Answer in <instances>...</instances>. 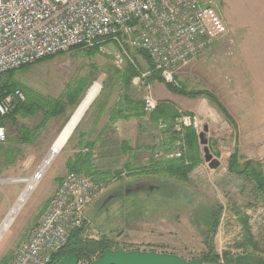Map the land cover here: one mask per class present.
I'll return each mask as SVG.
<instances>
[{
  "label": "rangeland",
  "instance_id": "rangeland-1",
  "mask_svg": "<svg viewBox=\"0 0 264 264\" xmlns=\"http://www.w3.org/2000/svg\"><path fill=\"white\" fill-rule=\"evenodd\" d=\"M213 2L226 26V39L216 42L178 69L175 76L177 84L188 91L212 93L220 111L206 96L198 97V101L195 98L188 101L189 111L185 107L177 109L173 126L177 138L170 141L164 124L150 122L159 129L154 146L157 150L149 161L154 164L157 160L190 156L189 172L185 179L147 172L128 180L123 178L121 183L114 185L92 179L105 185L86 210L83 239L103 237L111 242L112 250L168 253L187 261L201 260L206 253L215 255L217 264H234L236 259L246 256L256 261L264 260V191L255 190L246 177L228 170L227 165L235 150L244 159L264 165V0ZM111 47V44H101L96 49H70L16 70L3 81L7 78L5 82H9L12 78L51 98H58L68 88L76 86L82 88L84 97L97 83L99 91L105 90L112 98L117 97L115 70L123 69L128 62L118 61L104 50ZM134 66L143 71L147 69L143 58H139ZM133 79L132 92L140 93L141 90L143 94L141 87L139 90L133 86ZM151 93L156 99L153 90ZM184 118L185 123L182 122ZM41 120L42 116L37 114L19 120V123L41 129L42 124L38 126ZM61 120L64 118L47 121L33 144L17 145L19 151L15 158L0 165V224L25 188L20 181L36 174L61 131ZM188 128L194 132L191 145L185 140ZM5 131L8 136L10 128L6 126ZM75 136L72 132L51 165L41 174L25 205L3 235L0 264L12 263L17 248L29 238L60 180L69 173L65 161ZM5 145L13 147L12 142ZM207 157L211 158L207 160ZM213 160L218 161L216 167L212 166ZM233 209L248 217V233L258 247L257 251L244 243L245 227L232 216ZM99 254L79 260L78 264H89Z\"/></svg>",
  "mask_w": 264,
  "mask_h": 264
},
{
  "label": "built area",
  "instance_id": "built-area-1",
  "mask_svg": "<svg viewBox=\"0 0 264 264\" xmlns=\"http://www.w3.org/2000/svg\"><path fill=\"white\" fill-rule=\"evenodd\" d=\"M226 36L213 0H0V84L5 73L70 49L111 44L104 50L129 64L136 62L132 52L145 53L163 83L178 87L176 71ZM146 75L133 86L142 88L143 111L150 114L157 100ZM17 100H24L19 89L1 96L0 116ZM5 139L0 126V143ZM104 185L67 173L11 264H50L70 233L84 226Z\"/></svg>",
  "mask_w": 264,
  "mask_h": 264
},
{
  "label": "trees",
  "instance_id": "trees-1",
  "mask_svg": "<svg viewBox=\"0 0 264 264\" xmlns=\"http://www.w3.org/2000/svg\"><path fill=\"white\" fill-rule=\"evenodd\" d=\"M98 45L90 49H96ZM139 55L146 61L147 69L144 71L139 70L133 64L127 63L121 70H115L116 77L118 80L116 81L118 86L116 90L117 97H122L127 100V102L135 103L136 106V116H148L149 121L154 124H159L165 126L166 133L168 135V141L175 140L177 138V133L173 131L174 121L178 116V112L176 107L166 101H158L157 108L150 114L143 113V106H142V92L137 93L134 91L132 92V79L137 77L141 73H147V77L145 79L146 82H162V79L159 75V72L154 69L153 64L151 63L148 56L139 51ZM50 57L48 59H51ZM47 60V59H44ZM43 61V60H42ZM41 62V61H39ZM38 63V62H37ZM36 64V63H35ZM29 65L23 66L17 70H22L27 68ZM16 70L9 71L5 73L1 78L0 84V97L4 96L7 93L15 89H19L22 91L24 95V100L20 101L17 100L13 103V109L6 115L0 116V126L5 129V127L10 128V132L6 133L7 138L3 143H0V165L4 163H10L15 155L18 153L19 148L17 147L20 145H31L33 144L39 137L40 129L38 127L35 128H28L25 124H20L19 120L29 119L34 117L35 115H41L44 122H47L51 119L62 117L64 120H68V115L66 113V106L69 109L77 106L79 102L82 100L84 92L81 89L76 87H70L67 89L66 93L60 95L58 98H51L49 96H44L31 88L25 87L19 82H15L12 78L9 82L3 81L6 76H12V74ZM148 71V72H147ZM10 77H8L9 79ZM119 83V84H118ZM107 86V85H106ZM120 86V87H119ZM167 89L175 94H178L183 97H187L190 99L198 98L206 96L210 102L215 106V108H219V103L214 95L207 91L195 90V91H188L184 86L179 85L178 87L166 84ZM104 88V87H103ZM102 88V89H103ZM136 88V87H135ZM105 89V88H104ZM102 91V90H101ZM219 110V109H217ZM220 111V110H219ZM223 112V110H221ZM221 112V113H222ZM224 113V112H223ZM225 114V113H224ZM226 115V114H225ZM40 126V124L38 125ZM39 129V130H38ZM15 132L16 134L12 133ZM6 132V131H5ZM57 138V137H56ZM55 138V139H56ZM185 140L189 144L192 140L194 142V132L191 129H186ZM13 143V147H7L5 144ZM191 145V144H189ZM189 151L192 152V146L189 147ZM188 157V156H187ZM181 157L179 159H168V160H157L152 164V169L149 170L151 167H143L138 171V174H146L151 173L154 175L158 174H168L170 177L178 178V179H185L186 174L189 172L191 168V163H189L190 156ZM90 154L80 152L76 153L72 159L66 162V169L68 172L82 174L87 176L91 179H95L94 175L92 174V166L90 163ZM245 157L238 154V151L235 150L231 156L229 157L228 170L238 172L239 174L246 177V179L251 182L255 190L257 191H264V169L263 165L258 161L254 160H246ZM191 161V160H190ZM188 162V164H186ZM195 163V161H192ZM155 167V168H154ZM147 173V174H148ZM62 180V179H61ZM60 180V181H61ZM232 216L237 220V222L241 223L242 226L245 227L246 231V240L245 244L252 246L254 251H257L258 247L255 246V243L250 239V235L248 233V217L242 215L236 209L231 211ZM241 214L242 217L239 215ZM214 227V224H213ZM82 228H78L73 230L67 240L66 245L56 252L52 257V261L50 264H56L60 261L63 257L68 256L70 254H78L79 260L89 259L95 253H102L106 249H112L111 242L107 241L105 238L101 237L97 240H88L83 239L81 237ZM251 257L246 256V258L236 259L234 264H264L263 259L252 260ZM215 255L213 254H204L201 257V261L203 264H217L215 262Z\"/></svg>",
  "mask_w": 264,
  "mask_h": 264
},
{
  "label": "crops",
  "instance_id": "crops-1",
  "mask_svg": "<svg viewBox=\"0 0 264 264\" xmlns=\"http://www.w3.org/2000/svg\"><path fill=\"white\" fill-rule=\"evenodd\" d=\"M131 54L136 61L139 58L142 59L139 52ZM162 82H148L158 101L170 102L176 109L185 107V110L189 111L186 107L189 105L188 101L199 100L172 93ZM88 92L86 93L88 94ZM80 106L78 104L72 109H66L68 117L70 118L75 109L77 107L79 109ZM135 108V103L127 102L126 99L116 97V95L112 98L105 90L99 91L72 131L76 136L68 150L69 154L65 164L78 151L81 154H90L92 174L96 181L114 185L121 183L123 178L128 180L138 177V171L141 168H148L152 165L149 159H152V155L157 150L154 146L158 141V127L151 126L148 116H136ZM68 120H61L63 123L61 122L59 134L70 122L67 123ZM39 124H42L40 130H43L46 122L42 118ZM151 130H153V134Z\"/></svg>",
  "mask_w": 264,
  "mask_h": 264
},
{
  "label": "bare ground",
  "instance_id": "bare-ground-1",
  "mask_svg": "<svg viewBox=\"0 0 264 264\" xmlns=\"http://www.w3.org/2000/svg\"><path fill=\"white\" fill-rule=\"evenodd\" d=\"M99 89H100L99 84H97V83H95L90 88L86 98H84L83 103L81 101L80 108L79 109L77 108L78 110L75 111L76 113L74 112L75 114H73L74 116L72 117L70 122L67 124V126L64 128V130L57 136V138L52 143L47 155L44 157L43 161L39 165L34 177L20 181V182L25 184V188L21 192V194L18 197V199L16 200V202L10 207L9 211L6 214V217L4 218L2 223L0 224V241L3 237V235L5 234V232L8 230V228L12 224V222L14 221V219L16 218V216H17L18 212L20 211V209L22 208V206L25 205V202L28 199V196H30V193L33 191V189L37 185V182H38L39 178L41 177V174H43L46 171V169L51 165V163L53 162V160L55 159L57 154L60 152L61 148L64 146L67 139L70 137L71 132L73 131V129L77 125L78 121L80 120V117L82 116L83 112L86 110L88 105L91 103V101L95 98V96L99 92Z\"/></svg>",
  "mask_w": 264,
  "mask_h": 264
},
{
  "label": "water",
  "instance_id": "water-1",
  "mask_svg": "<svg viewBox=\"0 0 264 264\" xmlns=\"http://www.w3.org/2000/svg\"><path fill=\"white\" fill-rule=\"evenodd\" d=\"M84 97L82 98V100L84 99ZM74 112L71 114L67 123L72 118ZM210 158L211 157H207V160H209ZM217 165H218V161L213 160L212 166L216 167ZM78 261H79L78 254L74 253L63 257L57 264H78ZM89 264H203V263L199 258H194L187 261L177 255L168 254V253H158L154 251L146 252L139 250L125 251L121 249L118 250L106 249L102 253H100L94 260H92Z\"/></svg>",
  "mask_w": 264,
  "mask_h": 264
}]
</instances>
